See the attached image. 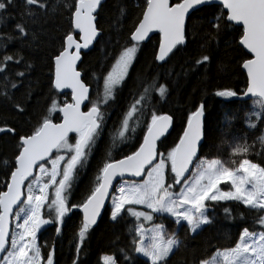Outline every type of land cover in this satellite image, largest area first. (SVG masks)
<instances>
[{"label":"snow or ice","instance_id":"snow-or-ice-1","mask_svg":"<svg viewBox=\"0 0 264 264\" xmlns=\"http://www.w3.org/2000/svg\"><path fill=\"white\" fill-rule=\"evenodd\" d=\"M103 2L20 0L18 5L17 0H0V25L10 9L20 8V19L12 31H0V102H7L18 116L28 114L33 99L31 83L25 85L33 65L25 60L22 50L9 53V45L19 42L39 47L46 25L64 12L69 21L59 46L48 58L52 70L48 87L53 94L44 113L22 135L7 120L0 126V133L13 135L17 141L11 162L5 159L7 167L0 170V264H54L55 243H41L38 233L44 226L54 225L59 236L65 219L73 209H79L82 219L75 233L73 261L78 264L106 202L113 223L131 218L129 245L118 249L123 264H171V258L184 245L176 232L168 231L164 220L171 219L194 238L204 226L214 224L213 213L218 207L226 219H234L230 204L257 214L253 229L244 227L233 245L218 247L192 264H264V164L250 158L254 152H264V132L251 144L247 136L225 141L227 159L206 156L202 153L206 106L200 102L186 115L173 145L161 150L175 118L156 108V103L170 96V85L161 82L159 74H137L131 99L112 139L116 147L141 129L134 150L121 158H112L109 151L82 201L77 204L71 199L73 186L104 132L107 108L131 78L146 42L153 33L158 34L153 60L161 66L169 63L188 44L193 18L206 9L213 10L209 23L216 35L230 26L240 27V67L246 74L243 90L222 89L215 96L251 100L254 110L246 114L247 127L264 128V0H144L124 43L119 39L108 42L114 50L106 54L111 63L100 75L92 74V88L78 65L82 50L104 40L98 21ZM212 59L203 54L195 60V67H207ZM21 63L25 71L15 72V78L9 76L11 67ZM172 75L169 72L166 78ZM66 89L70 90V101L58 99L60 94L68 95ZM54 115L59 122H54ZM257 143L260 152H256ZM239 217L243 219V213ZM101 259L103 264H121L115 254Z\"/></svg>","mask_w":264,"mask_h":264},{"label":"trees","instance_id":"trees-1","mask_svg":"<svg viewBox=\"0 0 264 264\" xmlns=\"http://www.w3.org/2000/svg\"><path fill=\"white\" fill-rule=\"evenodd\" d=\"M54 2L55 0H53ZM19 3L20 0H17L18 5ZM143 4L144 0H106L104 3L98 16L104 40L83 55L80 66L83 78L90 87L95 88V83L91 79L92 74L100 75L107 70L111 63L110 58L106 59V54L114 50L108 42L115 43L119 39L121 44L124 43L132 27V22L140 14ZM121 9L124 10L123 17H121ZM19 11V7L9 10L10 14L5 18V23L0 25V31L9 33L12 31L14 24L20 19ZM212 12V9H206L193 18L188 44L177 52L169 63L161 66L153 60V54L159 42L158 34L153 36L142 48L138 55V62L134 64L133 71L130 73L131 78L117 93L116 100L107 108L104 132L97 140L86 165L73 186L71 198L73 203L78 204L82 201L84 194L94 180L98 167L107 158L109 151L112 152V158H121L134 150L137 141L141 138V129H137L135 134H130L131 138L126 143L118 142L116 147L112 146V139L117 135L122 113L131 99L130 94L133 91L137 74L147 76L159 74L161 82H167L170 85L168 99L156 103L158 111L172 114L175 118L172 131L161 150L173 145L181 133L186 115L194 110L200 102H204L206 106L205 146L202 149V153L206 156L219 155L221 158L227 159L229 148L225 141L231 142L233 137L247 136L248 143L251 144L255 137L264 132V128L260 125L254 130H249L247 127L246 114L254 110L252 101L245 102V100L240 101L235 98L227 100L215 96V92L222 89L243 90L246 87V74L240 67L239 57L242 53L237 43L240 27L230 26L216 35L209 23L213 18ZM68 26V13L64 12L62 16H58L55 21L46 25L47 31L40 37L43 43L39 47L36 45L26 47L19 42H13L9 45V53L22 50L25 60L33 65L32 70L27 73L28 78L25 81V85L28 83L32 85L33 99L29 101L28 114L24 116L16 115L7 102H0V126L7 120L9 126H15L16 132L22 135L30 131L36 123L37 117L44 113L48 97L53 94L48 87L49 76L52 71L48 58L59 46L60 37L68 30ZM36 30L39 31L38 28ZM116 47L119 48V45ZM203 54H208L213 58L211 63L207 67H195V60ZM17 71H25L23 63L11 67L9 76L15 78L14 73ZM169 72L173 75L166 78ZM67 94H60L57 98L70 101V94ZM17 96H20L19 92H17ZM53 120L59 122L56 115L53 116ZM16 143L15 136L0 133V170L7 167L3 163L5 159L11 162L16 152ZM256 152H260L258 143ZM250 158L254 162L264 164V152H260L259 155L254 152ZM0 190H2V185H0ZM229 206L233 209L234 219H226L222 208L218 207L213 213L214 224L205 226L203 231L194 238L186 234L184 227H178L171 219H165L164 223L168 231L170 233L176 232L184 245L171 258V264H192L194 259L211 255L218 247L233 245L244 227H248L249 230L253 229V221L257 215L255 212H250L237 204H230ZM109 211L110 206L107 207L98 225L91 229L79 255L78 264H103L101 258L106 254L117 255L123 264L118 249L129 245L131 237L128 234V227L131 226V218L120 223H113L109 219ZM240 213H243V219H240ZM81 219L82 212L79 209H73L69 218L65 219L59 236L55 233L54 225H49L40 232L39 240L41 243L45 241L49 244L55 243L54 264H73L76 259L75 233ZM140 259L143 260L142 257Z\"/></svg>","mask_w":264,"mask_h":264},{"label":"water","instance_id":"water-1","mask_svg":"<svg viewBox=\"0 0 264 264\" xmlns=\"http://www.w3.org/2000/svg\"><path fill=\"white\" fill-rule=\"evenodd\" d=\"M105 2H106V0H104L103 5H104ZM155 35H156V33H153V34L151 35V37H150V40H151V39L153 38V36H155ZM148 42H149V41H148ZM148 42H146V43H148ZM93 48H94V46H93L92 48H90V49L82 50V61H83V55L86 54V53H88V52H90ZM82 61H81L80 64L78 65V69H79V70H80V66H81V64H82ZM82 78H83V73H82ZM64 92L70 94V90H69V89L64 90ZM238 100L243 101L244 99L241 98V99H238ZM248 101H251V100H248ZM204 121H205V119H204ZM204 123H205V122H204ZM171 131H172V129H170V133H171ZM108 206H110V205L106 202L105 210L102 211L101 216L98 218L97 223H96L93 227H96V226L98 225V223H99L100 220L102 219V217H103V215H104V213H105V211H106V209H107Z\"/></svg>","mask_w":264,"mask_h":264},{"label":"rangeland","instance_id":"rangeland-1","mask_svg":"<svg viewBox=\"0 0 264 264\" xmlns=\"http://www.w3.org/2000/svg\"><path fill=\"white\" fill-rule=\"evenodd\" d=\"M222 187H226V186H223V185H222ZM47 226H49V225L44 226V227L41 229V231H42L44 228H46ZM204 227H205V226H204ZM41 231H40V232H41ZM40 232L38 233V237H39Z\"/></svg>","mask_w":264,"mask_h":264}]
</instances>
